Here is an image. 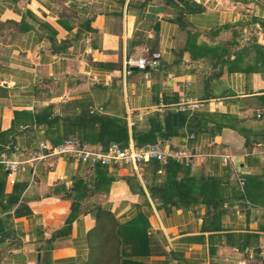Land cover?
I'll return each mask as SVG.
<instances>
[{
    "label": "crops",
    "instance_id": "obj_1",
    "mask_svg": "<svg viewBox=\"0 0 264 264\" xmlns=\"http://www.w3.org/2000/svg\"><path fill=\"white\" fill-rule=\"evenodd\" d=\"M243 48L246 72L213 58ZM262 55L264 0H0V152L79 139L82 117L131 134L185 115L162 141L191 155L170 172L105 168L107 189L67 157L22 166L14 185L0 164V264H264ZM130 57L149 68L125 76ZM187 100L199 109L177 110ZM188 178L223 202L153 193ZM138 221L149 252L126 239L121 255L120 227Z\"/></svg>",
    "mask_w": 264,
    "mask_h": 264
},
{
    "label": "trees",
    "instance_id": "obj_2",
    "mask_svg": "<svg viewBox=\"0 0 264 264\" xmlns=\"http://www.w3.org/2000/svg\"><path fill=\"white\" fill-rule=\"evenodd\" d=\"M253 49H257V45L252 46ZM244 50H247L245 48L238 50L234 53L233 59H230V56H227L226 59L223 55L220 56H213V58L216 60V62H220L222 64H225L229 71L235 72L237 70L247 71L243 65V61L247 56L244 55ZM256 58H264V56H258ZM186 116L179 115L177 124L174 125L171 120V116H168L165 121H162L161 118L158 115H154L153 117H150L148 119L149 123V129L145 131H137L136 129H131V134L129 133L128 125L126 121L124 120H118L113 119L106 116H88V117H82L80 120L75 121V124H79L80 122V131L78 133V137L80 141L88 143L90 145H100L103 147L102 150H107L111 144H116L120 148L124 149L129 146L130 140L134 142V144L137 147H145L147 145H152L156 143L158 138L161 139H168L173 137L176 134V130L179 127V125L182 123V121H185ZM54 146L58 144H53ZM155 170H158L159 165L156 161L149 162ZM175 161H170L166 167L168 166L169 172L171 170H174L177 165ZM106 167L102 166H96L95 170L96 172L100 173V189L106 187L112 182V179H106L104 178ZM193 178H188L187 180H182L178 183H174L173 185H170V183L166 182V184L162 185L161 187L155 188V192L153 190V193H163L165 195L169 196V199H164L166 202L169 201L173 205L177 204H184L187 202V199L193 198V195L198 193L201 194H212L215 193L216 196L214 198H204L205 202H211V203H217V202H223L222 199H220L219 195V186L216 185L217 188L214 190L210 188V185H208L207 181H205L203 186L199 187L197 185H194ZM80 188L74 186V201H78L79 198L77 197V194L80 192ZM163 198V197H162ZM163 200V202H165ZM104 215L107 217L108 220H110V214L101 212L100 210V218L101 215ZM101 220V219H100ZM145 229L146 224L143 222H129L126 226H121V237L120 238V246L122 247L121 255H126L128 252L124 251L126 248V239L129 241L134 242L135 249L137 253L143 252L144 254L149 252V246L148 244L144 243L145 239ZM130 231V233H129Z\"/></svg>",
    "mask_w": 264,
    "mask_h": 264
},
{
    "label": "built area",
    "instance_id": "obj_3",
    "mask_svg": "<svg viewBox=\"0 0 264 264\" xmlns=\"http://www.w3.org/2000/svg\"><path fill=\"white\" fill-rule=\"evenodd\" d=\"M147 65L148 60L146 57H130L124 62V75L130 76L133 68L145 70ZM199 107V103L187 100L179 105L177 110H196ZM101 110L99 109V111ZM93 112L91 111V113ZM53 157H67L90 167H130L133 172L140 174L144 166L151 161H156L161 166L167 165L170 161H181L187 164L191 155L185 150L163 144L160 138L157 139L156 143L145 147H137L133 143L122 149L116 144H111L107 150H100L77 138H71L56 146L46 142H39L35 149L14 145L6 151L0 152V164L6 172L8 182L14 185L16 175L22 166L35 167L40 163H46ZM224 159L227 160V157H224ZM161 173L162 170L159 169L158 174ZM244 182V178L240 179L241 185Z\"/></svg>",
    "mask_w": 264,
    "mask_h": 264
},
{
    "label": "water",
    "instance_id": "obj_4",
    "mask_svg": "<svg viewBox=\"0 0 264 264\" xmlns=\"http://www.w3.org/2000/svg\"><path fill=\"white\" fill-rule=\"evenodd\" d=\"M146 68L148 69L149 67H146ZM172 119H173V122L175 123V121H176V114H173Z\"/></svg>",
    "mask_w": 264,
    "mask_h": 264
}]
</instances>
